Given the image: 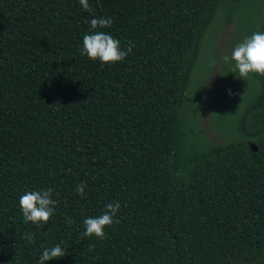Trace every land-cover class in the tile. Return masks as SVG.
I'll return each instance as SVG.
<instances>
[{
    "label": "trees",
    "instance_id": "obj_1",
    "mask_svg": "<svg viewBox=\"0 0 264 264\" xmlns=\"http://www.w3.org/2000/svg\"><path fill=\"white\" fill-rule=\"evenodd\" d=\"M244 1L89 0V12L79 0H0V264H37L57 244L66 255L45 264H264V75L252 73L235 139L211 117L223 72L209 113L226 141L200 135L193 147L187 118L201 49L209 41L211 69L216 32L235 22L240 37ZM101 17L111 26L91 29ZM93 31L131 53L81 55ZM48 188L54 214L25 222L19 198ZM117 201L105 238L84 235Z\"/></svg>",
    "mask_w": 264,
    "mask_h": 264
},
{
    "label": "rangeland",
    "instance_id": "obj_2",
    "mask_svg": "<svg viewBox=\"0 0 264 264\" xmlns=\"http://www.w3.org/2000/svg\"><path fill=\"white\" fill-rule=\"evenodd\" d=\"M264 14V0H245L239 8L236 18L239 25V39L237 37L238 28L235 22L230 25L221 27L214 36V63L210 69L212 59L209 41L203 46L200 53V59L192 75L193 90L191 92L192 101L189 102L187 108V118L192 122L196 118L197 129L192 125L190 130V143L193 147H202L203 136L205 141L211 143H224L226 139L223 134L214 132L211 126V117L214 126L221 128L227 139H235L237 132L235 129L236 120L241 111L245 108L257 93V82L252 73L246 77H240L238 70L233 73L235 62L231 59L225 60L224 56H231L234 47L243 42L245 38L250 37L253 33L259 32V24ZM218 18H216L217 20ZM215 22L213 26L216 25ZM210 29L206 41L209 40ZM209 73L207 74L208 70ZM223 72L221 80L219 74ZM205 79L201 89V99L199 93L200 81L203 76ZM220 87L216 94L212 113L210 117L209 105L213 91L219 83ZM231 91V95L229 94ZM200 99L197 112L195 113V104ZM197 115V116H196ZM216 116L222 118V122L218 121ZM225 129H224V128ZM254 150V148H253Z\"/></svg>",
    "mask_w": 264,
    "mask_h": 264
},
{
    "label": "clouds",
    "instance_id": "obj_3",
    "mask_svg": "<svg viewBox=\"0 0 264 264\" xmlns=\"http://www.w3.org/2000/svg\"><path fill=\"white\" fill-rule=\"evenodd\" d=\"M79 4L85 11L91 12L89 0H79ZM93 30L99 28L110 27L113 23L111 18H94L90 22ZM132 43L129 41L126 49L121 48L120 41L113 36L102 32L93 31L92 34H85L83 37V47L81 55H86L90 60H99L102 64H112L123 61L132 51ZM225 60L231 59L235 62L233 73L237 70L240 77H246L249 73H259L264 75V32H255L250 37L244 39L243 42L237 44L232 50L231 56H224ZM231 95V91L229 90ZM84 183H79L75 191L83 197L85 195ZM53 191L51 188L40 191H29L19 198L20 210L23 214L25 222L40 224L47 223L54 214V206L58 203L52 199ZM120 203H109L105 207V211L98 217L86 218L83 223L85 226L86 236H93L100 239L105 238V228L117 222V213L120 210ZM21 239H27L29 242L34 240L30 234H25ZM66 254L60 244L45 249L37 264H45V262L54 258H62Z\"/></svg>",
    "mask_w": 264,
    "mask_h": 264
}]
</instances>
